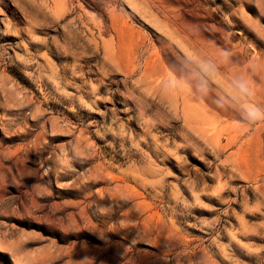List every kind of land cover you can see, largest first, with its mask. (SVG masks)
<instances>
[{
  "label": "rangeland",
  "instance_id": "obj_1",
  "mask_svg": "<svg viewBox=\"0 0 264 264\" xmlns=\"http://www.w3.org/2000/svg\"><path fill=\"white\" fill-rule=\"evenodd\" d=\"M0 264H264V0H0Z\"/></svg>",
  "mask_w": 264,
  "mask_h": 264
}]
</instances>
